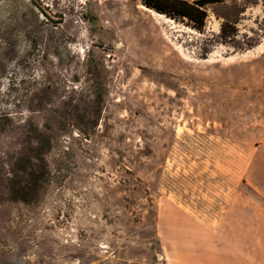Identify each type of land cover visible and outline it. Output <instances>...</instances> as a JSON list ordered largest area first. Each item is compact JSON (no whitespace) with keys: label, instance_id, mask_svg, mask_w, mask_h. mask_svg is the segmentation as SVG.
<instances>
[{"label":"rangeland","instance_id":"374dc122","mask_svg":"<svg viewBox=\"0 0 264 264\" xmlns=\"http://www.w3.org/2000/svg\"><path fill=\"white\" fill-rule=\"evenodd\" d=\"M204 7L196 32L141 0H0V264H196L264 228V0ZM33 131L46 180L15 201Z\"/></svg>","mask_w":264,"mask_h":264},{"label":"trees","instance_id":"16d2710c","mask_svg":"<svg viewBox=\"0 0 264 264\" xmlns=\"http://www.w3.org/2000/svg\"><path fill=\"white\" fill-rule=\"evenodd\" d=\"M223 0H141L142 5L153 12L164 16L165 18L185 23L186 26L196 32H202L207 17L205 7L208 3H220ZM34 132L31 139L32 147L29 146V156L25 162L19 160L14 163L13 180L18 176H27L25 185H17L15 195L18 196L15 201L25 202L27 191H36L41 183L46 180L47 168L44 156L50 148L49 137L41 132ZM25 164V165H24Z\"/></svg>","mask_w":264,"mask_h":264},{"label":"crops","instance_id":"0c3cea01","mask_svg":"<svg viewBox=\"0 0 264 264\" xmlns=\"http://www.w3.org/2000/svg\"><path fill=\"white\" fill-rule=\"evenodd\" d=\"M254 218L252 214L249 229L236 231L234 249L224 242L216 248L210 245L208 250H204L203 259L196 260V264H264V228H259V222ZM176 264L186 263L177 261ZM187 264L194 263L188 261Z\"/></svg>","mask_w":264,"mask_h":264},{"label":"built area","instance_id":"2783aa9c","mask_svg":"<svg viewBox=\"0 0 264 264\" xmlns=\"http://www.w3.org/2000/svg\"><path fill=\"white\" fill-rule=\"evenodd\" d=\"M74 264H79V262H76ZM86 264H96L95 262H89V263H86Z\"/></svg>","mask_w":264,"mask_h":264}]
</instances>
